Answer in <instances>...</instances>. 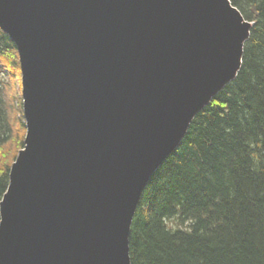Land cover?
Instances as JSON below:
<instances>
[{
	"label": "water",
	"instance_id": "95a60500",
	"mask_svg": "<svg viewBox=\"0 0 264 264\" xmlns=\"http://www.w3.org/2000/svg\"><path fill=\"white\" fill-rule=\"evenodd\" d=\"M230 0H0L23 147L0 201V264H130L141 192L240 69Z\"/></svg>",
	"mask_w": 264,
	"mask_h": 264
},
{
	"label": "trees",
	"instance_id": "16d2710c",
	"mask_svg": "<svg viewBox=\"0 0 264 264\" xmlns=\"http://www.w3.org/2000/svg\"><path fill=\"white\" fill-rule=\"evenodd\" d=\"M230 1L253 22L240 69L144 186L130 264H264V0ZM19 79L16 45L0 28V147L13 138L8 86ZM12 159L0 163V200Z\"/></svg>",
	"mask_w": 264,
	"mask_h": 264
},
{
	"label": "rangeland",
	"instance_id": "374dc122",
	"mask_svg": "<svg viewBox=\"0 0 264 264\" xmlns=\"http://www.w3.org/2000/svg\"><path fill=\"white\" fill-rule=\"evenodd\" d=\"M21 76V74H20ZM8 112H9V118L10 122L12 123L13 127V138L9 140L6 144L2 145L0 147V163L1 161L5 160L6 162L10 161L9 159L13 156H17L18 151L23 147H18V139L19 136L22 135L23 129L22 126L20 125V119L24 121V116H23V111L22 115L19 112V107L17 106L18 103L21 104L22 106V95H21V78L17 81L11 82V84L8 86ZM11 160V163L13 160ZM9 163V162H8ZM11 165V164H10Z\"/></svg>",
	"mask_w": 264,
	"mask_h": 264
}]
</instances>
